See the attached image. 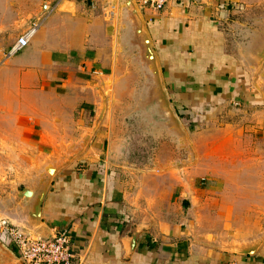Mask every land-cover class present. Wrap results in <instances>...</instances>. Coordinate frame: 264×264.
Here are the masks:
<instances>
[{
	"label": "crops",
	"instance_id": "obj_1",
	"mask_svg": "<svg viewBox=\"0 0 264 264\" xmlns=\"http://www.w3.org/2000/svg\"><path fill=\"white\" fill-rule=\"evenodd\" d=\"M132 1L180 122L193 129L205 119L207 136L229 143L208 156L207 186L163 152L151 166L120 161L119 107L137 105L120 95L135 87L127 73L139 61L121 0H0V150L8 167L36 177L62 164L39 227L15 196L21 179L0 195V220L44 236L67 229L74 264H264V211L247 187L259 182L244 177L260 149L247 142L264 133V0H167L159 11ZM33 22L29 45L8 56ZM220 115L228 118L216 127ZM222 163L232 172H215ZM0 244L8 264H23L2 233Z\"/></svg>",
	"mask_w": 264,
	"mask_h": 264
},
{
	"label": "rangeland",
	"instance_id": "obj_2",
	"mask_svg": "<svg viewBox=\"0 0 264 264\" xmlns=\"http://www.w3.org/2000/svg\"><path fill=\"white\" fill-rule=\"evenodd\" d=\"M249 44L250 41L248 40L247 46H249ZM133 64L134 65L131 69L134 71V73H127L130 74L127 83L134 82L135 87L133 89H127L128 92H125V95L120 96L124 98H132L133 102L137 103V105L133 106L135 108L133 112L131 110L125 109V106L123 105L119 107L120 113L122 112V115L120 114L121 117L117 122L119 129L124 130L126 133L124 139L127 146L126 155L123 151L120 161H124L125 163L129 160L131 162L134 161L138 165L147 164L151 166L152 162H154L156 154L158 153L157 151L163 152L167 155L165 156V159L168 166L178 169L188 168V170H186L187 175H196L197 179L199 180V184H202V187H206L208 183L206 176L207 171L209 170L207 167L208 156L212 155L211 159L215 155L222 156L224 149L228 151L229 143H227L224 147L222 136H219V138L208 137L207 129L211 128L212 125L208 126V121L205 119H203L202 125L197 126L198 128L194 127L193 129H188L187 126H183L181 123L187 134L183 143L180 142L181 139L178 137H170L168 136L170 134L167 135V132L158 131L159 128L156 127V124L153 122L149 120H140L142 119V112L140 111L141 106H139V104L142 105V107L143 105L146 106L142 98L145 96H154L156 82L152 75L144 74L146 72L142 71V66L139 65V62H133ZM147 85L150 86V93H148ZM226 118H228V116L220 115L218 119L219 121L216 122L215 126L219 127L218 123ZM247 144H257L260 147V149L257 151L258 153H248L247 160L249 164L250 162L251 164L249 165L250 168L245 170L244 177L249 180H255L259 182L257 185L254 183L255 185L249 184L247 187H251L253 189V196H256L258 205L262 206V210L264 211V133L260 137V142L257 141V143H254V141H252V143H250L249 139ZM217 145L218 148H216ZM121 146L125 147L123 144H121ZM167 146H169V150L166 148ZM208 146L211 148L214 147L213 153H208ZM216 150H219L220 152L216 153ZM168 155H170V157ZM8 165L9 163L7 162L5 152L0 150V195H5L6 192L13 191V189H11V183H14L13 180H23V182L19 183V185H14L16 188H21L24 183L31 181L34 177H36L34 175V171L27 169H12L11 167H8ZM220 167V170L216 168L214 171L221 176L223 173H227L229 171L232 172V169L229 167L223 169V163L220 164ZM236 175H238V172ZM5 178L8 181H5Z\"/></svg>",
	"mask_w": 264,
	"mask_h": 264
},
{
	"label": "water",
	"instance_id": "obj_3",
	"mask_svg": "<svg viewBox=\"0 0 264 264\" xmlns=\"http://www.w3.org/2000/svg\"><path fill=\"white\" fill-rule=\"evenodd\" d=\"M121 1L123 3L122 6L130 12L131 17L134 20V29L130 41L139 51L138 62L144 67L146 74L152 75L156 82L154 96H145L142 98L146 106L143 105L142 107V105L139 104V106H141L140 111L142 112L141 118L156 124V127L159 128L158 131H165L167 134L173 135V137L180 138V142L183 143L187 134L172 107L171 100L164 86L158 58L152 47L149 34L144 28L143 20L132 0ZM256 59L258 63L262 65L264 61V43L258 50ZM147 88L148 93H150V86L147 85ZM61 165L62 164H59L58 166L48 165L39 177H35L36 182L34 181L35 178H33L31 181L24 183L21 188L15 189V196L17 200L22 201L23 211L26 212L28 223L32 228H37L41 225V206L49 186ZM139 231V228H135L127 239L128 251L134 249ZM44 237L49 238L50 234L45 235ZM4 249L5 248L0 244V264H8L10 262V259H6L4 255Z\"/></svg>",
	"mask_w": 264,
	"mask_h": 264
},
{
	"label": "built area",
	"instance_id": "obj_4",
	"mask_svg": "<svg viewBox=\"0 0 264 264\" xmlns=\"http://www.w3.org/2000/svg\"><path fill=\"white\" fill-rule=\"evenodd\" d=\"M167 0H142V9L159 11L164 8ZM54 7L44 4L43 9L50 12ZM37 22L18 36L8 51V56L24 50L36 32ZM4 234L16 248L23 264H74L75 254L70 250L71 236L67 229L56 230L49 238L36 234L28 229L7 224L0 220V235Z\"/></svg>",
	"mask_w": 264,
	"mask_h": 264
}]
</instances>
